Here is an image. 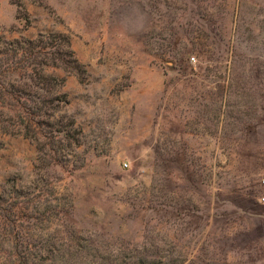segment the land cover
I'll return each mask as SVG.
<instances>
[{
    "label": "rangeland",
    "instance_id": "1",
    "mask_svg": "<svg viewBox=\"0 0 264 264\" xmlns=\"http://www.w3.org/2000/svg\"><path fill=\"white\" fill-rule=\"evenodd\" d=\"M262 181L264 0H0V264H264Z\"/></svg>",
    "mask_w": 264,
    "mask_h": 264
},
{
    "label": "crops",
    "instance_id": "2",
    "mask_svg": "<svg viewBox=\"0 0 264 264\" xmlns=\"http://www.w3.org/2000/svg\"><path fill=\"white\" fill-rule=\"evenodd\" d=\"M187 119L188 118H186L185 121H183L181 120V117L179 115H174V114L169 115V112H167V118H166L167 121L164 124V136H165V128H166V135L167 137H170L171 140H173L175 137L177 139H182L187 137L200 139L202 137L204 140L207 139L210 144L211 142L210 121H208L207 130L199 129L198 131L190 132L189 130H187L188 128L186 126ZM174 121H176L177 123L176 124L177 130L173 129L175 123ZM208 152L209 154L211 152L210 145L208 147ZM262 193H264V188H261L258 191V194H262ZM254 220L258 222V230L264 229V207L262 205L257 206V211L254 213L252 220L250 221H254ZM252 228H254V225L252 226Z\"/></svg>",
    "mask_w": 264,
    "mask_h": 264
},
{
    "label": "trees",
    "instance_id": "3",
    "mask_svg": "<svg viewBox=\"0 0 264 264\" xmlns=\"http://www.w3.org/2000/svg\"><path fill=\"white\" fill-rule=\"evenodd\" d=\"M63 41L65 42L64 43V46H65V49L63 50V51H65V53H64V55L62 56L61 54H60V52H59V50H56L55 52V54L57 55V59L59 60L60 58L62 59V57H65L66 55H69V57L71 58V63L73 64V68H72V70H71V72L70 73H74V74H76V75H79L80 73H79V71H80V69H79V66H78V63H77V61L73 58V53H72V51L70 50V45H69V42H68V40H67V38H63ZM62 56V57H59V56ZM42 80H43V82H47L48 80L49 81H53L54 83H56V85L57 86H59V85H61V83H62V81L63 80H60V79H57V78H55V77H53V76H48V77H42ZM45 80V81H44ZM58 95V94H57ZM58 97H60L59 95H58ZM38 111V112H37ZM40 111H41V109H36V112H35V110L33 109V110H28V109H26V111H23V112H25V113H27V116H29V115H31V118L33 119V121H34V119L37 117V116H39L40 114Z\"/></svg>",
    "mask_w": 264,
    "mask_h": 264
},
{
    "label": "built area",
    "instance_id": "4",
    "mask_svg": "<svg viewBox=\"0 0 264 264\" xmlns=\"http://www.w3.org/2000/svg\"><path fill=\"white\" fill-rule=\"evenodd\" d=\"M190 61L193 62V61H194V58H191ZM262 183H264V181H262ZM258 202H259L261 205H264V195H262V196H260V197L258 198Z\"/></svg>",
    "mask_w": 264,
    "mask_h": 264
}]
</instances>
